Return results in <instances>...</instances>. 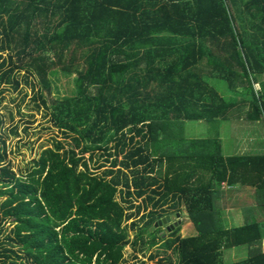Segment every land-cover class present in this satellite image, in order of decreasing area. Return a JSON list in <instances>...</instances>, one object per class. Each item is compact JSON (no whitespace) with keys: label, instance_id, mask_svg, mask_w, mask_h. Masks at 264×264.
<instances>
[{"label":"trees","instance_id":"obj_1","mask_svg":"<svg viewBox=\"0 0 264 264\" xmlns=\"http://www.w3.org/2000/svg\"><path fill=\"white\" fill-rule=\"evenodd\" d=\"M57 69L75 74V93L49 99L50 120L74 144L54 141L17 175L0 137V229L12 223L0 264H119L135 224L124 222L144 208L134 200L150 202L141 217L153 231L132 242L153 246L169 194L196 230L164 242L177 264H264V217L228 226L218 204L222 184L237 183L264 204V152L225 154L219 137L185 132L191 122L264 120V0H0V102L21 71L46 104ZM237 80L239 98L218 93ZM97 149L110 164L100 173L82 155ZM243 245L244 259L224 262L223 249Z\"/></svg>","mask_w":264,"mask_h":264},{"label":"rangeland","instance_id":"obj_2","mask_svg":"<svg viewBox=\"0 0 264 264\" xmlns=\"http://www.w3.org/2000/svg\"><path fill=\"white\" fill-rule=\"evenodd\" d=\"M239 6L241 9L242 5L240 4ZM82 61L83 59L78 56L77 62L82 63ZM22 75L23 73L21 71L17 73L18 78L21 79L17 89L13 88L11 85H2L4 90L1 94L0 102V116L2 119L0 137L5 140L7 151L4 163L9 162L11 170L17 175L24 174L26 172V167L39 155L40 151L45 147L52 146L54 141H61L64 147H70L74 144L70 137L71 134L63 133L61 129L51 123L49 99L74 95L75 74H64L58 70L56 75H49L51 86L50 95H46V90L42 89L41 91L46 104H43L38 97L37 89L40 88L39 83L32 77H29L27 82H24ZM208 81L214 83V78H208ZM254 87L258 89V84L255 83ZM216 88L219 94L229 99L231 97L239 98L240 95H235L234 93L240 91L242 86L240 81L237 80L235 88L228 87L226 83L222 85L217 83ZM235 107L233 108L234 112L232 115L239 114L240 110L237 111V107ZM240 113L242 114L241 111ZM185 126L186 134H190L193 137H206L212 135L213 137H220L222 150L225 154H234L232 153L233 151L238 153L243 151L249 152L248 154L264 152V120L247 123L243 119L237 118L232 120L216 119V121L210 122L209 125L198 121L188 123ZM234 146L236 147L234 148ZM79 147L75 148L76 152H79ZM82 155L87 160L89 168L93 169L96 173H100L110 165L108 161H105V156L101 154L99 149L94 150L92 158H89V151ZM120 156L121 154H117L116 158L119 159ZM96 164H102V166L94 168ZM116 167L117 166H114L113 168L115 169ZM163 170L164 165L161 163L157 166V170L154 173L155 176L161 177ZM107 177L109 178V176ZM253 193V188L244 187L242 191L238 193L235 203L251 202ZM147 194L151 195L153 198L159 196L150 191H148ZM3 197L4 195H0V200ZM142 198L145 199L144 196H142L136 198L134 202L138 205L144 204V208L140 207L139 212L132 215V220L128 219L124 222L128 225L131 221H134L135 224L128 230V241L123 246L122 261L119 264H177V251L173 246L168 248L163 246L165 244L164 242L169 241V239L176 235L188 236L196 233L195 227L185 210L183 200L179 198L178 195L171 197L169 194L166 197V202L163 203L159 212L168 215L170 220L157 225V231L155 230V233L158 236L160 235V237L157 238V244L149 246L147 243L142 244L140 239H136L135 243L132 242L141 229H147L142 232L143 238L146 240L149 237L148 232L153 231L152 227L146 226L144 223L146 218L144 216L141 217L151 208L150 202L141 201ZM231 208L230 204L223 207V213L225 212V216H223L227 224L228 221H230L232 210H235ZM229 211H231V214ZM258 213L261 214L260 209ZM164 217L165 216L162 218ZM176 225L179 226L175 228ZM11 227L12 223H9L8 220H3L1 222L0 252L2 251L1 247L8 246L5 235L9 232ZM174 228L177 232L173 235L170 233V230ZM247 254V247L225 248L223 249L222 258L224 262L238 261Z\"/></svg>","mask_w":264,"mask_h":264},{"label":"crops","instance_id":"obj_3","mask_svg":"<svg viewBox=\"0 0 264 264\" xmlns=\"http://www.w3.org/2000/svg\"><path fill=\"white\" fill-rule=\"evenodd\" d=\"M235 147L236 146H234V148ZM236 153H238V152H236ZM242 153H244V151L241 152L240 154H242ZM246 186L253 188L254 193L252 196L253 197L252 201L251 202L235 203L238 193H240L242 191V189ZM218 204L220 207V211H222L221 213H223V211H224L223 207L228 205V204H230V207H232L231 209H235V210H232V214H231V211H229L231 216H230V221H228V226H241L245 223V221L251 220L252 218L258 219V218L264 217V213L261 210V208H262L261 205H264V204H257L255 202V188L253 185H250V184H239V183H237L236 185H232V186H229L227 184H222L221 196L218 199ZM258 208L260 209L261 214L258 213L259 212ZM224 213L222 214L223 221L227 224V222L225 221V218H224V216H225ZM176 226H179V225H176ZM236 247H238V246H236ZM239 247L244 248L247 246L243 245V246H239ZM229 248H233V247H229ZM229 248H226V249H229ZM247 251H248V249H247ZM261 251L264 252V238H262V240H261ZM245 257H243L242 259H244ZM239 260H241V259H239Z\"/></svg>","mask_w":264,"mask_h":264},{"label":"water","instance_id":"obj_4","mask_svg":"<svg viewBox=\"0 0 264 264\" xmlns=\"http://www.w3.org/2000/svg\"><path fill=\"white\" fill-rule=\"evenodd\" d=\"M169 220H170V217L167 215L164 218L159 219L156 223H154V225L157 226L158 224L165 223L166 221H169Z\"/></svg>","mask_w":264,"mask_h":264},{"label":"flooded vegetation","instance_id":"obj_5","mask_svg":"<svg viewBox=\"0 0 264 264\" xmlns=\"http://www.w3.org/2000/svg\"><path fill=\"white\" fill-rule=\"evenodd\" d=\"M167 216V215H166Z\"/></svg>","mask_w":264,"mask_h":264}]
</instances>
